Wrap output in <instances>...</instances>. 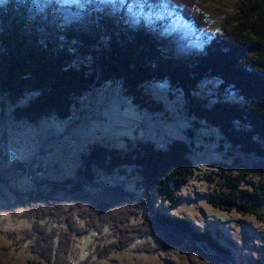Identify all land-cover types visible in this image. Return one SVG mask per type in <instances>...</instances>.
Wrapping results in <instances>:
<instances>
[{
	"label": "trees",
	"instance_id": "trees-1",
	"mask_svg": "<svg viewBox=\"0 0 264 264\" xmlns=\"http://www.w3.org/2000/svg\"><path fill=\"white\" fill-rule=\"evenodd\" d=\"M10 1L0 3V96L18 122L64 120L85 94L108 82L118 84L139 110L161 111L143 86L166 81L182 92L194 125L215 128L230 145L229 154H252L264 161V0H232L234 12L216 32L207 30L212 21L197 0H78L70 22L57 17L50 27L41 19L39 0ZM61 6L50 0L45 6L49 20ZM173 21L193 31L196 46L189 42L193 35L171 29ZM60 24L62 28L55 26ZM211 78L222 91L209 105L197 94L198 84ZM226 90L241 101L224 99ZM28 96L24 105L16 104ZM133 144L91 145L81 155L75 177L58 182L38 180L43 170L18 151L17 160L9 162L6 148L14 147L0 145V234L29 244L38 260L28 264L56 262L71 239L91 232L101 237L107 228L114 233L99 256L133 245L152 253L164 244L192 247L210 261L236 264L218 232L213 236L189 218L156 206L159 196L175 198L174 191L194 173L193 143L170 140L164 149L149 141ZM119 175L133 178L134 190H125L126 178ZM242 179L227 176L224 189L210 197L221 209L235 207L261 220L264 184L243 189ZM62 197L68 199L64 217ZM90 197L97 201L87 204ZM153 244L156 248L148 249Z\"/></svg>",
	"mask_w": 264,
	"mask_h": 264
},
{
	"label": "rangeland",
	"instance_id": "rangeland-1",
	"mask_svg": "<svg viewBox=\"0 0 264 264\" xmlns=\"http://www.w3.org/2000/svg\"><path fill=\"white\" fill-rule=\"evenodd\" d=\"M58 1L62 6L53 12L50 20L45 10L50 0H39L37 3L46 27L52 26L57 17L61 18V22H70L74 17L70 15L71 7H80L78 0ZM197 1L212 21L207 29L210 32L218 31L223 18L234 12L232 0ZM10 2L0 0L6 5ZM18 9L15 4L13 11L17 12ZM61 24L55 26L62 28ZM171 26V29L181 30L183 34L193 35V31L181 21H173ZM198 41L194 35L189 38L193 46ZM198 86V97H206L209 105L214 102L216 94L222 91L219 89L220 82L212 78L200 82ZM143 89L156 104L162 106L161 111L139 110L128 97L122 95L118 84L108 82L85 94L70 117L64 120L43 119L37 123L18 122L11 115L12 106L0 96L1 148L10 145L24 161L31 160L32 167L36 164L41 168L43 171L38 180L58 182L75 177L81 155L87 154L93 144L122 147L127 142L134 145L133 142L142 140L164 149L170 140L192 142L194 148L190 158L194 173L174 191L175 198L159 196L156 206L163 213L189 218L194 226L207 230L213 236L218 232L222 244L231 247L236 264H264V216L260 220L251 214L238 213L235 207L231 210L221 209L210 197L211 193L224 189L223 182L227 176L242 177L240 186L243 189L264 184V171L260 169L264 168V161L252 157V154H229L230 145L215 128L205 124L194 125V119L184 109L182 92L170 89L166 81L148 82ZM222 96L228 101H241L230 90H226ZM29 98L16 104L24 105ZM3 154L1 151L0 155ZM122 177L125 176H118L119 179ZM129 180L125 179L124 188L134 190L135 180ZM96 198L90 197L84 201L94 204ZM61 200L64 203L61 217H64L68 212V199L62 197ZM113 233L107 228L101 237L100 234L94 236L92 232L83 237H74L67 245V250L56 257V262L54 260L47 264H223L219 260L210 261L202 257L192 247L179 248L164 244L161 245L162 250L152 253L136 251L133 245L126 250L111 249L107 255L99 256V252L104 249L103 244L110 242ZM227 238L233 241L232 246L226 242ZM149 246L148 249L156 248V244ZM28 260H38L36 254L29 250L28 243L17 244L7 235L0 234V264H28Z\"/></svg>",
	"mask_w": 264,
	"mask_h": 264
},
{
	"label": "built area",
	"instance_id": "built-area-1",
	"mask_svg": "<svg viewBox=\"0 0 264 264\" xmlns=\"http://www.w3.org/2000/svg\"><path fill=\"white\" fill-rule=\"evenodd\" d=\"M6 154L9 162H14L18 158V152L14 148H6Z\"/></svg>",
	"mask_w": 264,
	"mask_h": 264
}]
</instances>
